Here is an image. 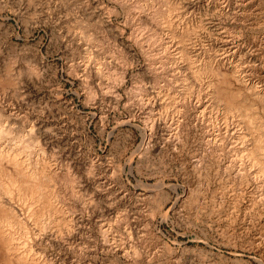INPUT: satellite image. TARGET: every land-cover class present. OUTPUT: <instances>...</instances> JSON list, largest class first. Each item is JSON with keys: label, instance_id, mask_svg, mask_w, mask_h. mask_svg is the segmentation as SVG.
Returning <instances> with one entry per match:
<instances>
[{"label": "rangeland", "instance_id": "374dc122", "mask_svg": "<svg viewBox=\"0 0 264 264\" xmlns=\"http://www.w3.org/2000/svg\"><path fill=\"white\" fill-rule=\"evenodd\" d=\"M140 1L0 0V111L17 129L34 125L94 203L75 239L90 251L77 260L53 249L52 258L55 264H263L262 179H241L256 173L240 153L246 129L216 106L213 84L205 83L207 74L203 82L193 77L187 57L209 62L228 79L238 74L258 90H242L240 102L264 106V0H168L177 32L187 36L186 51L181 35L168 39ZM151 38L170 48L163 51ZM113 218L121 239L115 255L96 240L100 221Z\"/></svg>", "mask_w": 264, "mask_h": 264}, {"label": "bare ground", "instance_id": "6f19581e", "mask_svg": "<svg viewBox=\"0 0 264 264\" xmlns=\"http://www.w3.org/2000/svg\"><path fill=\"white\" fill-rule=\"evenodd\" d=\"M141 4L139 9L143 10L147 19L170 34L168 39H176L181 35L176 29V9L170 1L144 0ZM183 33L180 38L182 49L186 51L187 36ZM90 37L94 38L93 34ZM151 41L153 45H160L165 52L170 48L166 41L157 42L153 38ZM161 42L162 44H160ZM186 55L188 54L186 53ZM187 60L193 67V77L197 78V81L203 82L202 75L207 74L205 83L211 87L213 84V92H211L214 94L216 106L222 105L226 110V115L229 117L236 115L243 122L246 134L240 137L245 142V145L241 146V157L246 158L249 167L256 168V173L242 174L243 178L241 179L247 181L250 176L260 178L262 179L261 187L264 188V106H262L263 108L260 106V109L254 100L250 99L251 103L247 104L243 101L240 102L241 98H239L243 96L242 90L248 89L250 93L251 91L257 93V88L255 89V86L244 82L238 74L234 76L235 79H228L226 73L221 72L220 68L215 69V66L209 62L207 64L198 63L191 55L187 57ZM225 64L227 63L222 65ZM97 72L100 76L105 75L100 68H97ZM235 72L233 73L235 74ZM105 73L108 74L106 71ZM212 79L215 80V83ZM184 89L186 92L180 111L186 117L190 109V89L189 87ZM247 98L249 99V97ZM7 114L0 111V264H55L51 255L53 249H57L58 252L67 250L73 254L74 259L78 260L80 256L83 257L90 251L87 242L81 243L80 247L78 243L76 244L75 239L85 232L86 213L94 204L91 202L90 195L84 192V181L76 180L78 175L76 177V173L73 174L71 167L60 163L52 153H49L39 130L33 128L34 125L30 131H27L28 133L25 130L17 129V125L16 127L11 125L14 121L12 120L13 122L10 123V118L7 117L9 113ZM204 179L207 180L205 177ZM98 188L100 189V187ZM199 194L196 196L200 197ZM202 194L201 196H204ZM118 221L113 218V222L100 221L99 226V223L96 224L98 226L96 240L101 243L104 250L114 255L121 247V239L118 237L120 229ZM125 229L126 234L132 237L133 227L129 221ZM115 260L113 259V261Z\"/></svg>", "mask_w": 264, "mask_h": 264}]
</instances>
